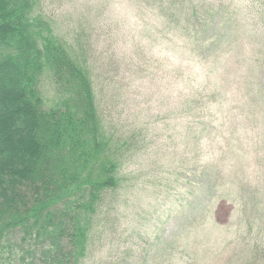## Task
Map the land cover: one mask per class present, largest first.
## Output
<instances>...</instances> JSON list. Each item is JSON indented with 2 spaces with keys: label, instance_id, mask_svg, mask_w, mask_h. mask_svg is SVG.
<instances>
[{
  "label": "rangeland",
  "instance_id": "obj_1",
  "mask_svg": "<svg viewBox=\"0 0 264 264\" xmlns=\"http://www.w3.org/2000/svg\"><path fill=\"white\" fill-rule=\"evenodd\" d=\"M152 4L37 0L34 8L54 36L92 46L105 125L127 143L120 186L82 264H248L252 254V264H264L263 24L245 12L258 31L232 35L210 81L200 62L171 49ZM41 92L53 106L49 77Z\"/></svg>",
  "mask_w": 264,
  "mask_h": 264
},
{
  "label": "trees",
  "instance_id": "obj_2",
  "mask_svg": "<svg viewBox=\"0 0 264 264\" xmlns=\"http://www.w3.org/2000/svg\"><path fill=\"white\" fill-rule=\"evenodd\" d=\"M152 1L171 49L200 62L210 81L232 35L258 31L247 27L245 12L264 27V0ZM36 2L0 0V264H82L95 220L120 186L127 143L105 125L92 46L54 36L48 20L34 15ZM45 77L54 84L51 107L41 92Z\"/></svg>",
  "mask_w": 264,
  "mask_h": 264
}]
</instances>
